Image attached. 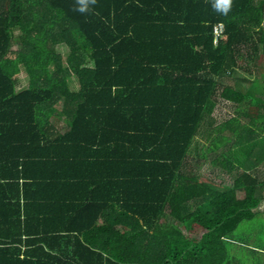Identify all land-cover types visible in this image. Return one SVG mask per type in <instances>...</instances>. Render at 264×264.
<instances>
[{"label":"trees","instance_id":"trees-1","mask_svg":"<svg viewBox=\"0 0 264 264\" xmlns=\"http://www.w3.org/2000/svg\"><path fill=\"white\" fill-rule=\"evenodd\" d=\"M212 2L0 0V264H234L263 209L264 0Z\"/></svg>","mask_w":264,"mask_h":264},{"label":"rangeland","instance_id":"rangeland-1","mask_svg":"<svg viewBox=\"0 0 264 264\" xmlns=\"http://www.w3.org/2000/svg\"><path fill=\"white\" fill-rule=\"evenodd\" d=\"M20 32L16 30V34ZM67 48L65 46H59L58 50L66 54ZM237 73L244 76V71L237 70ZM17 89H21L28 85V75L22 71L17 75ZM234 104L228 100L220 99L217 104L216 110L212 114L211 118L202 128L201 134L198 135V143L201 147L205 142L206 128L210 127V123H219L228 119L234 114ZM258 175L264 178V163L258 168ZM203 179H209V182L213 183L219 189H225L232 185L234 176L238 171L233 173L226 172L220 167H216L210 163L204 165L200 172ZM264 192V190H263ZM243 195V192H240ZM263 209L256 214L252 219L244 220L240 223L239 227L229 236L228 249L230 253V260H234V264H264V199L262 204ZM260 256H256L255 254ZM262 255V256H261Z\"/></svg>","mask_w":264,"mask_h":264},{"label":"clouds","instance_id":"clouds-1","mask_svg":"<svg viewBox=\"0 0 264 264\" xmlns=\"http://www.w3.org/2000/svg\"><path fill=\"white\" fill-rule=\"evenodd\" d=\"M96 5L97 0H75L73 10L80 14H93ZM212 7L214 11L227 15L232 8V0H213Z\"/></svg>","mask_w":264,"mask_h":264},{"label":"built area","instance_id":"built-area-1","mask_svg":"<svg viewBox=\"0 0 264 264\" xmlns=\"http://www.w3.org/2000/svg\"><path fill=\"white\" fill-rule=\"evenodd\" d=\"M223 30L222 24H219L216 28H215V32L217 35H219Z\"/></svg>","mask_w":264,"mask_h":264}]
</instances>
